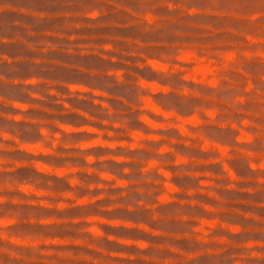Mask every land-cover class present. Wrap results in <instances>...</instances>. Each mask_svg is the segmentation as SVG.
Instances as JSON below:
<instances>
[{"label": "clouds", "instance_id": "1", "mask_svg": "<svg viewBox=\"0 0 264 264\" xmlns=\"http://www.w3.org/2000/svg\"><path fill=\"white\" fill-rule=\"evenodd\" d=\"M0 264H264V0H0Z\"/></svg>", "mask_w": 264, "mask_h": 264}]
</instances>
